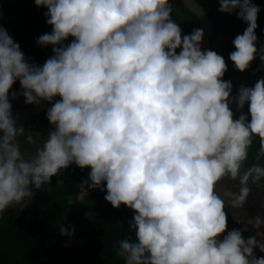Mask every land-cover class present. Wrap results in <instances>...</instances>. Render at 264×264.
I'll list each match as a JSON object with an SVG mask.
<instances>
[{"label":"clouds","instance_id":"9594fccd","mask_svg":"<svg viewBox=\"0 0 264 264\" xmlns=\"http://www.w3.org/2000/svg\"><path fill=\"white\" fill-rule=\"evenodd\" d=\"M217 2L219 12L247 25L232 41L235 69L264 65L258 5ZM34 4L47 10L51 27L36 41L52 51L42 65L30 62L0 23V219L75 165L90 169L83 183L89 190L106 192L114 209L133 213L135 239L120 240L115 250L124 264H264L255 251L264 255V243L228 214L216 192L219 183L238 181L239 192L230 195L241 206L255 200L249 182L264 179V78L233 95L224 79L227 61L202 50V28L189 33L185 22L182 30L173 18L175 0ZM20 96L29 106L50 105L51 128L31 157L23 145L37 140L13 113ZM256 141L254 162L245 167ZM228 216L248 238L228 229ZM58 228L74 234V226Z\"/></svg>","mask_w":264,"mask_h":264},{"label":"trees","instance_id":"16d2710c","mask_svg":"<svg viewBox=\"0 0 264 264\" xmlns=\"http://www.w3.org/2000/svg\"><path fill=\"white\" fill-rule=\"evenodd\" d=\"M18 2L23 4L27 0ZM254 3L260 8L256 30L257 46L260 47L264 45V0H254ZM180 5L185 15L182 24L190 23L188 31L191 33L193 29L199 28L197 20L182 3ZM201 6L212 24L209 49L227 61L228 71L224 79L232 82L233 95L241 85L252 87L258 79L264 78V65L253 62L246 72L241 73L229 60V54L235 50L233 39L242 34L247 25L235 13L219 12L218 2L204 1ZM240 79H245V84H241ZM19 89L17 82L13 91L19 92ZM15 101L20 102V107L27 106L23 96ZM244 112L247 113V106ZM258 147V141L254 142L245 167L254 162ZM89 171L73 165L53 177L49 191L34 190L32 201L23 207L10 208L3 214L0 219V264H124L123 259L115 255V250L120 240L135 239L134 233L129 230L133 213L124 206L114 209L105 201L103 194L89 193L82 196L80 187L88 180ZM57 180H63V183L57 185ZM44 187L48 188L47 185ZM251 189L253 195L261 192L260 199H264V179L259 185L252 184ZM77 197H82V200L77 202ZM69 198L72 204H69ZM59 225L69 231L74 226V234L70 237L61 235Z\"/></svg>","mask_w":264,"mask_h":264},{"label":"rangeland","instance_id":"374dc122","mask_svg":"<svg viewBox=\"0 0 264 264\" xmlns=\"http://www.w3.org/2000/svg\"><path fill=\"white\" fill-rule=\"evenodd\" d=\"M17 2V0H15ZM215 2L216 0H208ZM30 2V1H28ZM7 0H0V12L4 11L7 7ZM20 4V2H18ZM46 9H42L40 13H36L33 11V8H28V11L24 15L26 18V26H25V35L22 40H19L21 50L24 52L26 58L30 60V62L42 65L45 58H49L48 53L51 55V47H40L36 41L37 38L44 34L48 33V26L46 25L45 12ZM30 19V21L28 20ZM0 23L2 20L0 19ZM45 24V25H44ZM9 24L6 25V30L8 29ZM10 30H8V33ZM10 35V34H9ZM241 84H245V79H240ZM46 125H43V128ZM50 124L46 126L47 131L44 134L35 135L37 140V145H23V149L26 150V156L31 157L35 155L36 147L42 145L44 138L47 136L48 131L50 130ZM27 134V133H26ZM33 134V133H32ZM251 181L249 182V186L251 187ZM259 185V183L257 184ZM81 195L84 196L89 193H101L106 194L104 191L100 190H89L87 184H82L80 187ZM217 194L225 201L226 211L229 215H231L235 220L239 223L246 221L245 226L246 229L249 230L256 238L260 239V242L264 243V199H260L261 192H258L253 195V190L250 196H253L255 200H252L248 197L246 203L241 206H233L232 195L231 193L239 192V183L238 181H228L225 180L219 183L216 187ZM260 202L257 206L256 204ZM229 229V228H228ZM230 230V229H229Z\"/></svg>","mask_w":264,"mask_h":264},{"label":"flooded vegetation","instance_id":"af4514ba","mask_svg":"<svg viewBox=\"0 0 264 264\" xmlns=\"http://www.w3.org/2000/svg\"><path fill=\"white\" fill-rule=\"evenodd\" d=\"M28 1H30V2H28ZM7 2H8L7 7L4 9L3 12L2 11L0 12V14H2V19H1L2 25L6 29V25L9 24L7 31L10 30V32H9L10 36L16 42H18L19 40H22L23 36L25 35L24 30H25L27 20L24 17V15L28 11V8H30V7L33 8V11L36 13H40L43 8H40L41 11L38 12L39 8H37L35 6L34 0H27V2L23 3V4H21V3L19 4L15 0H7ZM173 18L176 20L177 23H179L181 25V28L183 30L182 22H183V20H185V15L182 13V7H181L180 3L176 2V0H175V4H174ZM28 20L30 21L29 18H28ZM186 25L191 27L190 23L186 24ZM45 26H48V32H51V27L49 25H47V23ZM51 55H52V53H51ZM51 55L48 53L49 57ZM45 60H46V58H45ZM45 60H44V62H45ZM12 104H13L14 115L17 113L18 110H21L24 108V107H20V105H19L20 102H18V101L14 100V101H12ZM48 124H49V122L46 118V113H41L38 116H36V118H34V122H31L29 125H26L24 127L26 129V133L28 130H30L33 133V135L35 136V135L44 134V132L47 131L46 126ZM43 125H46V126L43 128ZM259 204H261V203H257L256 205L259 206ZM245 223H246V221H244L243 224L241 223V225L246 227ZM228 228L230 230L233 229V227L229 224V222H228Z\"/></svg>","mask_w":264,"mask_h":264},{"label":"water","instance_id":"95a60500","mask_svg":"<svg viewBox=\"0 0 264 264\" xmlns=\"http://www.w3.org/2000/svg\"><path fill=\"white\" fill-rule=\"evenodd\" d=\"M180 3L184 6V8L195 18L197 19V23L199 28L204 30V38L202 43V50H209V42L212 35V26L209 20L207 13L204 9L195 1V0H179ZM50 107L47 103H42L41 106H26L21 110H18L16 114L19 115V124L23 126L29 125L31 122H34V118L41 113H46L47 109ZM229 224L242 231L245 238H248L249 235L245 232L241 225L237 224V222L228 216ZM258 256H264L258 248L255 250Z\"/></svg>","mask_w":264,"mask_h":264}]
</instances>
